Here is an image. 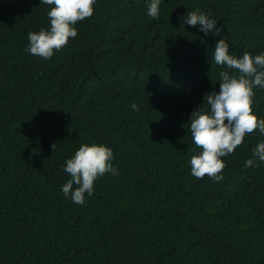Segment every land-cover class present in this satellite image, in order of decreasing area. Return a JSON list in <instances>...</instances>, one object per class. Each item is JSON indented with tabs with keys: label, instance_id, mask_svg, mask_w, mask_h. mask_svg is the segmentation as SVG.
I'll use <instances>...</instances> for the list:
<instances>
[{
	"label": "trees",
	"instance_id": "trees-1",
	"mask_svg": "<svg viewBox=\"0 0 264 264\" xmlns=\"http://www.w3.org/2000/svg\"><path fill=\"white\" fill-rule=\"evenodd\" d=\"M150 3L96 0L44 60L28 33L50 28L54 5L0 0V264H264V162L244 166L264 135L222 157L214 182L191 174L202 150L189 123L236 71L215 64L219 39L237 59L264 53V0H161L158 20ZM196 10L222 31L177 23ZM253 91L264 119V87ZM93 143L119 174L79 205L64 168Z\"/></svg>",
	"mask_w": 264,
	"mask_h": 264
},
{
	"label": "clouds",
	"instance_id": "clouds-1",
	"mask_svg": "<svg viewBox=\"0 0 264 264\" xmlns=\"http://www.w3.org/2000/svg\"><path fill=\"white\" fill-rule=\"evenodd\" d=\"M96 0H40V4L54 5L47 15L50 28L39 32L28 33L29 45L26 49L30 54L50 60L55 51L67 46L69 39L78 35V22L90 18L94 13ZM161 0H151L147 14L159 19ZM183 27L199 26L200 31L207 36L209 33L218 35L222 27H216V22L199 10L188 12L178 19ZM216 65L226 66L236 71L220 72L221 82L219 92L213 91L206 95L210 111L204 108L193 110L190 117V132L193 141L202 151L191 157V174L197 179L206 175L214 182L223 180L220 174L225 168L222 157L231 155L240 146L246 135L256 130L264 135V119L254 114L252 104L255 95L253 89L264 87V53L253 57L245 52L237 59L229 55V45L219 39L214 49ZM133 110L138 111L136 104ZM55 144L52 146L54 148ZM264 162V141L259 142L252 150V158L245 161V168L256 167V160ZM111 148L93 143L82 144L71 159L66 161L64 171L70 179L62 186L65 197L79 205H84L85 194H94V183L106 173L118 175L112 164Z\"/></svg>",
	"mask_w": 264,
	"mask_h": 264
}]
</instances>
